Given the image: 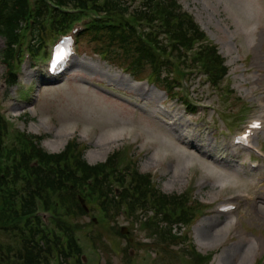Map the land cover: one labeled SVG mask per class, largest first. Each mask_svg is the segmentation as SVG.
<instances>
[{"label": "rangeland", "instance_id": "rangeland-1", "mask_svg": "<svg viewBox=\"0 0 264 264\" xmlns=\"http://www.w3.org/2000/svg\"><path fill=\"white\" fill-rule=\"evenodd\" d=\"M179 2L219 46L230 67L218 90L197 75L185 80L187 100L199 105L197 113L170 101L155 85L138 83L107 64L96 56L92 41H82L83 37L80 55L62 81L40 85V60L33 67L24 64L19 85L9 88L2 61L5 39L0 36L3 114L15 129L44 135L41 146L48 153L58 154L78 139L87 146L85 158L90 165L126 148L132 162L141 173L151 175L162 194L182 196L189 190L201 204L213 207L198 216L193 227L182 228L184 246L195 245L206 260L214 257L211 264H257L264 260V164L252 173L246 165L249 157L232 160L227 148L232 150L233 135L264 110L260 106L264 102V0ZM235 114L238 118L226 120ZM259 142L264 149V134ZM228 202L239 203V210L229 216L215 212ZM95 214L102 218L99 209ZM114 215V230L127 227L131 234L136 223L127 219L130 213L123 209ZM137 227L126 251L124 236L106 233L112 254L104 259L93 251L84 227L77 234L84 251L82 264H128L124 258L131 250L132 258L140 255L132 264H155L160 259L158 246L168 257L157 264H177L174 250L181 245L167 237H149Z\"/></svg>", "mask_w": 264, "mask_h": 264}, {"label": "trees", "instance_id": "trees-1", "mask_svg": "<svg viewBox=\"0 0 264 264\" xmlns=\"http://www.w3.org/2000/svg\"><path fill=\"white\" fill-rule=\"evenodd\" d=\"M49 1L53 7L44 0H35L32 11L29 0H0V36L5 39L2 61L9 88L18 84L29 18L34 19L33 43L29 47L37 59L47 53L51 38L64 32L73 20L92 12L103 19L89 28L82 41L87 38L92 41L96 56L135 79L150 78L169 98L183 100L193 111L196 108L181 92L180 72L190 67L188 54L194 53V67L200 69L199 75L212 89L218 90L228 74L218 47L209 41L178 0ZM73 9L81 15L63 12ZM8 136L6 118L0 113V264H82V249L76 235L86 226L94 228L87 235L104 259L106 254H112L108 245L111 239H107L106 233L124 236L121 229L114 230L116 220L112 219L123 209L130 213L127 219L136 223L131 235L139 225L147 236L167 237L179 246L183 238L173 232L172 225H190L202 207L188 193L162 194L150 175L140 172L125 149L117 150L102 163L90 165L85 158L87 146L78 139L69 141L64 151L51 154L41 146L44 135L19 133L18 144L13 142L9 147ZM117 184L124 190L120 196L115 191ZM39 201L56 213L54 230L43 229L35 217ZM98 209L102 215L99 224L94 220ZM139 211H153V215L143 220ZM83 220L88 223H82ZM124 237L127 245L123 251H126L131 241ZM156 250L161 257L159 261L168 257L162 246ZM174 256L177 264L181 261L209 264L212 259L202 258L194 246L180 247L174 250ZM124 259L129 264L136 258L127 251Z\"/></svg>", "mask_w": 264, "mask_h": 264}, {"label": "water", "instance_id": "water-1", "mask_svg": "<svg viewBox=\"0 0 264 264\" xmlns=\"http://www.w3.org/2000/svg\"><path fill=\"white\" fill-rule=\"evenodd\" d=\"M125 230V229H124ZM125 232L127 233V230H125Z\"/></svg>", "mask_w": 264, "mask_h": 264}]
</instances>
